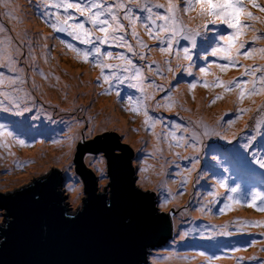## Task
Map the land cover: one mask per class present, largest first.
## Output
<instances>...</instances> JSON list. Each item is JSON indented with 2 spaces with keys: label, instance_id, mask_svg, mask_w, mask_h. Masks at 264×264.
I'll return each instance as SVG.
<instances>
[{
  "label": "rangeland",
  "instance_id": "obj_1",
  "mask_svg": "<svg viewBox=\"0 0 264 264\" xmlns=\"http://www.w3.org/2000/svg\"><path fill=\"white\" fill-rule=\"evenodd\" d=\"M14 2V4L18 3V0H11ZM33 0H19L18 7L16 9V16L14 25L16 26L17 30L20 33L21 36H25L23 41H21V45L18 47H11L7 50V52L4 53L5 58L2 60L0 59V75L3 76L5 81H8L10 78H18L19 82L14 86H22L25 87L23 89V92L20 93L21 96L24 95V93H27L28 96H31L33 101L35 102V98L38 100H45L48 103H45L44 105L36 104L35 106L37 108H40L42 111L40 112H32V111H26V115H23L24 120L23 124H20L18 122H14L11 120H1L0 125H4L5 129H3L6 132V129L8 131L18 130L19 132L13 133L14 135V141L16 142L18 140L19 136H22L23 138H26L25 145H17L14 147V149H17L20 151L21 149H30V145L33 142L31 137L27 136V132H33L37 134L38 130L43 131L44 135L41 137V139L45 140V145L47 146V153L48 157L52 156L53 160L61 161L63 163H66L64 165V171L70 174H73V165L72 162H69L72 158H75V151L78 150L79 144L76 145L77 141L81 138L79 137V132L84 129L82 126L85 122H88L90 124V127H95L96 130L102 127H108L111 125H114V127L117 130V133L113 132L112 130L106 131V134L108 136V140L112 142L113 144H116V142L121 143L124 142L125 139H128L131 144L134 145L133 149H138L139 151H142V147L137 144L139 140L143 139H137L140 133H143L145 135L144 140L146 141L147 145H144V147H149L148 140L150 136L148 135L151 132L150 127H146L149 125H146L144 123V120L140 121V117H145L143 114V110L140 114V111L138 113H133L131 111V108L136 107V101L137 99L133 94H129L128 91H123L122 88L125 86L126 83L120 85L119 88L115 86V92L112 94H104L103 88L99 87L97 85V77L100 75V69L97 67L94 71L89 72L88 69L82 70V68L77 69V73L75 76L77 78H80L82 81L79 84V82H76V80L73 78V82H71V85L73 88H65L64 84H62L63 81L72 78L70 76L65 77L62 79V72L59 69L60 62L56 61L57 57L64 58L66 60H74L78 56L76 53H74L72 50L66 47V51L63 49H60V43L59 39H57L56 33L53 31V28L51 27V24L55 22V14H61V11L63 8L57 9L55 7H52L51 5H45L43 0H37L36 4L33 5ZM79 1V0H76ZM96 2L100 3L101 6H112L115 7L118 3H125L128 7L132 9V5L130 0H111V3L109 0H96ZM141 4L143 3H149L151 6L154 3H161L166 4V0H140ZM178 4L183 3V0H176ZM85 4H88V0H84ZM239 3L242 4L244 7L245 5H248L247 11L251 12L255 17L260 18L257 20H251L247 17H242V27L244 28V31L242 32L241 36L239 37V40H242L241 37L244 36L245 40L244 43L251 44V46L256 47L257 49H264V38H258L253 40L254 36L257 35L258 26L260 27V24H263L264 20V13L260 12L257 7H253L251 4L248 3V0H239ZM257 4L260 7H264V0H257ZM33 5V6H31ZM0 5V9H1ZM117 13L120 16L121 21L126 26V31L124 33H121L122 35H125L128 42H130L133 47L136 49L138 53L147 52V59L142 60L139 58V55H133L132 53L127 51V48L125 47H119L114 46L112 44H106L104 46H101L104 50L110 51L115 56L118 53H122L128 58L132 59L134 64H142L145 66V70H148L147 65L149 63L155 62L158 63L160 59L154 54L155 52L159 51V46H156L157 42L154 40H150L148 35L145 34L144 38L146 42H153L154 46H149L148 49L139 48L136 45L135 39H133L131 35L132 28L128 25V21L123 20V11L122 10H116ZM133 11V9H132ZM155 11V10H154ZM157 13H165V9H157L155 11ZM73 17L72 22H83L85 23L86 27L91 28L92 25L89 24L85 17H80L79 13H77L74 9H70L69 13ZM133 19H137V13H131ZM180 14L183 15L181 17L183 24L189 28V29H198L201 31V33H204L202 35H199L196 37V47L192 48L189 42H187V45L190 49V55L192 56V64L194 67L198 69L200 67L206 68V73L204 75H212L209 72V67H211V63L214 60L213 57L209 56L208 53L211 51V47L214 46L215 42L218 41L220 34L223 35H230L232 34L230 29H227L226 25L221 26L218 25L217 27H214V25H208V30L205 33L204 28L200 27L202 24L199 23L201 17L197 15V12L192 9L188 13H184L182 10ZM146 12L144 13L143 17H140L142 22L144 21V18L146 16ZM191 16L189 23L186 22V19ZM9 24H11V20L9 19L8 15L4 16V19L0 16V33L4 32V28H8ZM5 26V27H4ZM259 33H264V30H262ZM96 35H99L98 32L95 33ZM2 35H0V38ZM66 43L69 42L74 45V47L79 48L81 50H87L90 46L89 45H82L79 41H74L70 36H66L65 38ZM144 41V42H145ZM145 42V43H146ZM204 44V45H203ZM8 45V43H7ZM7 45L4 47V49L7 47ZM33 45V48L36 50V54L39 58V61L32 60V63L26 65L23 63V61L27 58V54L31 50V46ZM223 45V42H220V46ZM46 46V47H45ZM180 47V51L182 52L183 47ZM208 47V49H205V47ZM3 49V50H4ZM11 50V55L13 57L14 62L18 65L17 70V76H12L10 74H4V63L9 62L8 55L9 51ZM173 50H176V46L173 48ZM195 52H198L199 56H194ZM55 56V57H54ZM173 58V55H172ZM219 60L214 62V66L216 64H223L227 63L226 61L222 60L220 57H218ZM200 59V60H198ZM108 61L117 62L119 60L117 59H109ZM254 67V66H252ZM153 68H155V64H153ZM217 68V67H216ZM52 69L58 71L59 73L53 71ZM94 69V68H93ZM218 69V75L222 78L226 72H221L219 68ZM83 71V72H82ZM107 71V70H106ZM161 74L163 71H160ZM84 73H89L90 75H86ZM151 73V77H154L153 72ZM200 73V72H199ZM202 75V76H204ZM213 76V75H212ZM58 79H62L58 85V88H55L54 86H51V81H54L57 83ZM246 81L247 76L242 75V73L235 74L230 81ZM223 80L217 79L216 82H220ZM228 81V82H230ZM91 82H94L93 84H90ZM170 82L165 83V88L161 91L157 92L155 94L156 99L155 101L158 103L155 108L157 110H160L164 115L168 114V110L171 109L170 103L167 102L164 105H161L160 102L167 97V89L171 88ZM201 84L204 85V82ZM56 85V84H55ZM260 86V85H259ZM4 89L9 88L8 83H5L2 86ZM70 87V85H68ZM106 87V85H104ZM209 91H215L218 89L212 83L209 87H206ZM73 93L74 100L69 101L70 94ZM191 87L188 89L187 96L191 97ZM120 93V96L124 97L123 100H119V104L121 107L119 108H112V103H115L118 100V97L116 95V92ZM239 91V90H238ZM247 91V90H246ZM223 95V92H222ZM254 95H258L254 94ZM33 96V97H32ZM224 96V95H223ZM246 96V95H245ZM132 98V103H129L128 98ZM217 96H214L213 98L211 96H205L203 98V103L207 105L208 108H213L217 102L221 101L222 99H216L215 103H212L213 99ZM108 99V100H106ZM233 101H231L232 103ZM8 104L7 101H5V105H0V113L4 112L5 110L1 106H6ZM77 105H79L77 107ZM174 106V105H173ZM172 106V107H173ZM241 106V99H238L237 104H234L229 107H225L222 111L219 113H216L214 119L218 122L221 121V118L223 117V122L230 125H235L238 120H240L241 117L244 116L245 111L240 109ZM261 106L262 111L264 114V97L261 100ZM77 107L73 110L65 108H72ZM34 109L35 110H37ZM142 108V107H141ZM23 107L19 109V112H22ZM11 114L17 115V110L11 111ZM256 114V107L246 115V125L248 126L245 130H239L238 132H235V136H233L231 139L224 141L225 146L220 147V152L216 153L215 150L212 149L214 147L215 141H217V138H214V134H210L207 136H211L212 138H208L206 141L212 142L209 147L205 146H199L196 145L198 150L197 151V168H194V175L193 177L189 179L190 182H188L183 187H179L177 191L179 194L175 195H166L165 191L167 189L165 188V181L170 180L173 182L174 174L172 172H169L167 170L161 179V182H156V179L154 178L155 183L161 187L162 195L156 196V205L158 206V203H167L168 207H174L175 214L179 213L182 218H185L183 216L185 211L191 210L194 206L198 204V195L195 194L199 188H203L205 191V194L202 195V198L205 199L204 204H210L209 210L212 211L210 220L214 221L217 225V228L214 229V226H212L213 231L211 234L214 235L213 240L207 241L204 240L203 235H199V245L195 244L193 242H190L193 244L192 248L190 250H187L185 248H182L179 240L180 236V230L181 228L178 227V229L174 230L173 228V219H170L172 222V229L173 232L171 234V237L167 243L166 248H154L149 258V263L147 264H158V258L161 257H167L169 255L176 256V260L180 262H187L188 259L191 258V261L193 264L195 262H201V263H213L217 262L219 260V264L221 260H229L230 264H264V248L261 245V239L262 234L264 232V229L258 228L257 230L254 229L255 226H257L252 220L245 221L246 223L237 225V223H240L239 218H235V216L231 215V208L236 207L238 210L242 211H251L252 214L256 215H263L264 210H257L256 207H248L246 206V203H250L252 201L251 195L248 196L247 202H241L236 203L234 201H230L227 199V196L225 193L221 195L218 198H211L209 196L210 194V184H212V187L218 186V182L220 180H224L226 182L227 187L222 189L224 191H228V188L234 187L239 185L241 194L244 193H250V192H260L262 195H264V189L261 186H259V179L258 175H255L254 173L258 171L257 168H254L253 166V160H252V153L253 152H259L260 150L264 149V146H260V142H262V139L256 138V140L253 142L254 147L251 149V151H243L242 156L244 157L245 165H242L240 163V160L237 158L239 154L238 147L243 148V145L246 143L247 138H251L252 136H255L257 132L251 133L249 123L253 121V118ZM84 115V121L78 122V124L75 126V121L78 116ZM34 116V117H33ZM132 116L131 122L125 121V117ZM171 116L169 119L174 122L175 114L171 113ZM34 119L32 121L31 119ZM40 118H45L42 120H39ZM102 118V125L98 124V121ZM168 119V117H166ZM229 121L231 123H229ZM48 126V127H44ZM205 126L210 129L216 131L212 126L209 125H201L200 131H204ZM33 127V128H31ZM89 128V127H88ZM21 129H24L21 130ZM56 129V132L54 134L48 133L50 130ZM74 129V130H73ZM90 130H93V128H89ZM192 129V128H191ZM189 129V130H191ZM21 130V131H20ZM102 130V129H101ZM116 131V130H115ZM24 132V133H23ZM65 132L64 134H62ZM99 131H95L94 134H98ZM122 132L125 135V139L119 137L122 135ZM217 132V131H216ZM48 133V134H47ZM62 134V136H61ZM45 136V137H44ZM92 139V138H91ZM201 139V138H199ZM105 140V139H102ZM154 142V148L151 150L155 151L156 153H163L160 149L157 148L156 141L152 140V143ZM142 142H140L141 144ZM82 144H87L89 146H95L97 145L92 140H86L81 141ZM175 142L172 141L171 145H174ZM57 147L59 149H57ZM126 148V147H124ZM53 149H56L59 153V155H56L53 151ZM132 149V148H131ZM4 149L0 146V159H2L1 154L3 153ZM114 151L119 152L120 150L114 149ZM142 153H145L142 151ZM16 152H13L12 159L16 161ZM222 156V157H221ZM89 157H95V156H88L85 157V159ZM97 158V157H95ZM144 158H149L148 155H146ZM136 158H131L132 167L134 166V160ZM24 161L26 160L23 159ZM4 161V160H3ZM68 162V163H67ZM3 165H0V187L2 188H10L19 186L23 183H26L37 176L41 175L45 171L49 170L44 168L37 174L33 175L31 178L23 180L18 182L17 184H14V181L8 180L9 178L13 177V173L17 172L19 174L23 173V171L19 169H9L8 168H2L7 167L6 162H1ZM13 163L10 162V165ZM250 166V167H249ZM253 166V168L251 167ZM249 167V168H248ZM103 168V167H102ZM185 168V167H184ZM134 176H135V185L139 187L141 190L143 189V183L146 181H151V179L154 177V174L156 173L157 169L152 168L150 169L149 166L144 164L143 162H139L137 167L133 170ZM201 173V178L206 181L205 185L206 187H202V185L198 182H195V176ZM145 176V177H144ZM110 183L109 179L104 181L100 187L102 189L105 188ZM78 190L82 192V187L80 185L77 186ZM109 191L108 188L107 193L109 197ZM144 191V190H143ZM184 198V199H183ZM181 201H180V200ZM183 199V200H182ZM82 199H78V202H75L76 204L80 203ZM174 201H176L174 203ZM227 205V207H225ZM241 206L238 208V206ZM256 205L259 206V208L264 209V203H261V200L259 197H256ZM162 210L160 214H164L167 211V208H162V206H159ZM224 209L223 212L220 211V209ZM5 211V210H4ZM181 212V213H180ZM4 216V214H3ZM229 218V224L224 225L221 223V221H228ZM248 222H252L251 224ZM229 232L230 235H221V232ZM207 244V245H206ZM239 249V250H237ZM150 250L149 248L147 249ZM252 250V251H251ZM151 251V250H150ZM213 257L211 261H209V257ZM187 258V260L185 259ZM215 257H220L219 259H216ZM171 261V260H170ZM169 261V262H170ZM140 262H138L139 264ZM176 264V262H173ZM169 264V263H168Z\"/></svg>",
  "mask_w": 264,
  "mask_h": 264
},
{
  "label": "bare ground",
  "instance_id": "obj_2",
  "mask_svg": "<svg viewBox=\"0 0 264 264\" xmlns=\"http://www.w3.org/2000/svg\"><path fill=\"white\" fill-rule=\"evenodd\" d=\"M18 3H19V0H18ZM18 3L14 4V2L11 1L10 6H8V7L3 6L2 10H1V17L3 15H8V17L12 23V24H10L9 29L4 28V32L0 33V35H2V37L0 38V59L1 60L3 58H5L3 51L6 53L9 48H11V47L15 48V47L20 46L21 41H23L24 38H26L25 36L20 37L17 28L13 25L14 18L16 15L15 12H16V8L18 6ZM247 8H248V6H247ZM132 9H133L132 13H137L136 18H139V22L136 25V31L139 34V38L142 39L143 41H145L144 35L146 33H145L144 28L142 26H140V22H142L140 17L144 16L145 11H143L142 8L135 7L134 5H132ZM154 10L157 11V9H154ZM180 17H183V15L180 14ZM191 18L192 17L189 16V18L186 19V22L189 23ZM199 23L200 24L204 23L202 18L200 19ZM217 26L218 25H214V27H217ZM262 27H264V22H263V24H260V28H262ZM203 31H205V30H203ZM231 31H232V33L234 32V30H231ZM216 39H218V38H216ZM241 39L242 40H240V41L244 42L245 37L242 36ZM187 42L188 41H185L183 39H179L178 43L175 45L176 50H172L171 54H167V53L161 54L160 51L154 53L160 59V61L158 63H155V68H153V69L155 70L158 66L159 71H163L162 74H161V72L159 75H155L153 73L154 77H151V73L148 70H145L144 65L136 64L144 72V75L147 79V82L152 85L151 87H146V93L148 95L155 96V94L157 92H159L165 88L164 87L165 83H167V82L172 83L170 89H169V87L168 88L166 87V89L168 91L166 99H164L160 102L161 105H164L167 102L170 103L171 109L168 110L167 115H164L160 110H157L155 108V106L158 105V103L155 101L156 96H155L154 100L142 101V103L147 104L148 113L156 121L154 127L146 126V127L151 128V132L148 134L150 136V138L148 140V144H149V146H151V148H149V147L145 148L144 147V145H147V144H146V141L144 140L145 135L143 133H140L139 136L137 137V139H143V140H139V142H137V144L143 148L142 151L149 153L148 154L149 158L143 159L142 162L144 164L148 165L151 169L152 168L157 169L154 176H155V179L158 183L161 182L162 176L167 170H169V172L174 171L173 172V174H174L173 180L174 181L173 182H171L170 180L165 181V188L167 189V191H165V194L168 196L173 195L172 193L177 195V193H178L177 189L179 187H183L188 182H190L189 181L190 177L191 176L193 177V175H194V168L198 167L197 163L194 166V161H197V159L199 157V156H197V154H198L197 151H199L197 146H196L195 150H193L191 147H187V148L182 147V146L177 147V146H175V144L171 145L172 140L170 137L168 140L164 139V135L172 130V125L175 124V125L181 126L182 128L186 127L188 129L196 128L197 125H199V128L201 125L212 126L217 132L221 133V136H217V135L213 136L214 138H217L218 140L213 142L214 147H212V149L215 150L216 153H218V152H220V147L225 146L224 141L229 140L233 136H235V132H238L239 130L247 129L248 126L246 125V122H247L246 115H247L248 111L250 113L256 107V114L253 118V121H251L249 123L250 130H251L250 134L257 132V134L255 136L258 139H262V142H260V146L261 147L264 146V114H263L262 106H261V100L264 97V93H258V95L256 96L254 94L248 95L247 91H246V96H244V98L241 99L239 97V91L234 89V88L232 91H227L225 88H220V87H218V89H216L215 91H209L206 88V87H209L212 83L216 82L217 79L223 80V82L227 85L228 81H230L231 78L235 74L243 73L244 69L246 67L264 65V58H262L261 53L259 52V49H257L254 46H251L248 49L249 52L252 51V48L257 49V51L255 53H252V55L247 59L244 58L242 55L239 56L237 62L242 67L230 68L228 70V72H226V74L221 78L218 75V72H219L218 69L213 65L215 61L219 60L218 57H213L214 60L211 63V67H209V72L213 76L212 75L202 76L198 72V69L196 67H194V65L192 64V60L189 62V61H185L183 59L178 60L176 58L177 49L180 50V47L186 46ZM7 43H8V45H7ZM146 44H148L149 46L155 45L153 42H146ZM6 45H7V47L4 49V47ZM30 46H31V50L27 54V58L23 61V63L26 65L32 63V60H35L37 62L39 61V58L36 54V50L33 48V45H30ZM156 46H158V45L156 44ZM160 46H166V44L160 45ZM221 46H223V45H221ZM205 49H208V47L206 46ZM172 55H173V58H172ZM180 55H181V57L183 55V53L181 51H180ZM194 56H199L198 52H195ZM169 59L171 60V67H172L173 71H168L169 65L165 63V61H168ZM198 60H200V59H198ZM56 61L60 62L59 69L63 74L62 79H64L65 77H68V76L72 77V78H69V79L62 82V84L65 85L64 86L65 88H73V86L71 85V82H73V78L76 80V82H79V84L81 83L82 80L75 76V74L77 73V69L82 68L83 71L88 69L89 72H91V71H94L95 68H97L94 66L93 63L84 62L82 59L81 60H76V59L66 60L64 58L57 57ZM13 63L15 65L16 71L12 70ZM107 63L119 64L120 62L119 61H117V62L107 61ZM178 64L183 65L185 67L190 66L192 69V75H189L187 72L177 69ZM18 68L19 67L16 64V62L9 61V62L4 63L3 73L4 74L5 73L10 74L12 76H17ZM52 70L59 73L58 71H56L54 69H52ZM84 74L90 75L89 73H84ZM259 75L260 74L258 73L257 74V81H258ZM62 79H58L57 83H55L54 81H51L50 85L54 86L55 88H58V85ZM250 79H252V78L247 76L246 81H248ZM205 81L208 82V86H204L203 84H201L202 82H205ZM7 82L8 81H5V83H7ZM93 83L94 82H91L90 84H93ZM125 83L126 84H125V86H123L122 90L128 91L129 94L130 93L133 94L137 100H140L141 93L138 92L137 89L129 87L128 86L129 82H125ZM68 85H70V87H68ZM192 85H195V87H192ZM12 87H16V88H20V89L25 88L22 86H12ZM116 87L119 88L120 85H116ZM190 87L192 90H191V97L189 98L187 96V93H188V89ZM251 87H252V85L249 84V89H251ZM257 87H259V83H257ZM5 90L7 91L10 89L7 88ZM222 92H223L224 96L222 95ZM73 93H74V91L70 94L69 101L74 100ZM205 96H211L212 98L214 96H221L222 100L217 102L213 108H208L207 105L203 103V98ZM239 98L241 99L240 109L245 111L244 116L241 117L240 120H238L236 122V124L233 126L223 122V126L221 127L220 126L221 121L217 122L214 119L216 113H219L225 107H229V106H232L234 104H237ZM21 100H22V104H26V106L28 108L32 109L31 111L34 112V114H35V112L42 111L40 108H37L35 106L36 104L44 105L45 103H48L45 100H38L36 98H35V102H34L33 99L31 98V96H28L27 100H24L23 96H21ZM106 100H108V99H106ZM231 101H233V102L231 103ZM3 105H5V102ZM1 107H3L4 110L5 109H7V110L0 113V121L1 120H11V121L23 124V120H24L23 115H26V111H23V109H22V112H21L22 114L13 115V114H11V111L17 110L14 106L7 104L6 106H1ZM36 108H37V110L34 111V109H36ZM142 110L144 112V109L140 108V114H141ZM171 113L175 114V118H177V119H174V122H172L169 119L170 117H172ZM166 117H168V119H166ZM131 118H132V116L125 117V121L129 120V122H131ZM141 118H142V120L145 119V117H140V121H141ZM42 119H45V118H40L39 120H42ZM31 120L34 121L33 118ZM44 127H48V126H44ZM31 128H33V127H31ZM21 130L24 131V129H21ZM97 130H99V129H97ZM97 130L95 129L94 131H97ZM6 132H9V131L6 129ZM10 132H12V133L15 132V134H16V132H19V131L13 130ZM55 132H56V129L55 130L52 129L48 133L54 134ZM201 132H203V131H201ZM25 134H27V136L31 137L29 139H31L33 142L30 145V149H21L20 151H18L17 149H14V147L17 145L20 146L21 144L19 143V140L23 139L25 141V140H27L26 138L19 136L18 140L15 142L14 136H12V137H7V136L0 137V146L4 149L3 153L1 154V157L4 161L0 159V165H3L1 162H6V165H7V167H2V168H8V170L9 169H11V170L19 169V170L23 171V173H21V174L14 172L13 177L8 179L11 181L15 180L14 184H17L20 181L31 178L33 175L37 174L38 172H40L44 168L49 169L51 167V164L49 163V159L46 157L47 148H46V145L44 143L45 140L41 139V137L44 135V132L38 130L37 134H35L33 132H27ZM181 134L186 135L185 133H181ZM200 138L201 139H199L197 141L196 145L205 146V147H209L211 145L212 142L206 141L208 138H212L211 136L203 135ZM249 139L250 138H247V140H249ZM152 140L156 141L157 148L163 152L162 154L156 153L155 151L151 150L152 148H154L153 147L154 142L152 143ZM94 141L97 145H100V146H102L101 143H104V145H105V143H106V145H109L110 143H112L110 141H109L110 143H107L108 141L102 140V139H96V140L94 139ZM140 142H142V143L140 144ZM84 145L85 144H82V146H84ZM103 148L105 151L100 150L97 154L87 153L85 156H95V157L99 158L100 160H103L106 157H110V155H112V154L113 155L122 154V156L120 157L119 160L123 162V156L124 155H123V152L121 150L119 152H116V151H114V149L111 150L110 146H103ZM238 150H239V154H238L237 158L240 160V163L242 165H245L244 157L242 156L244 149L241 147H238ZM13 152H16V155H17L16 161L14 159H12ZM25 158H26V160L24 161L23 159H25ZM12 161H13V163L10 165V162H12ZM252 163H253L254 168L258 169V171L255 172L254 174L255 175L259 174L258 178H257V179H259V186L264 185V169H260L258 167V165H256L254 162H252ZM61 165H62V167H64L65 163L61 162ZM253 166H251V167L253 168ZM182 181H186V183H182ZM195 182L200 183L202 185V187H206L205 185H207L206 181L201 178V173L195 176ZM261 187L264 189V186H261ZM209 189H210V193L215 192L217 194L216 197H213L211 194H209V196L211 198H218L221 195H223L224 193H227V191L220 189L218 186L212 187V184H210V187L208 188V190ZM76 190L77 189H75V193H76ZM99 190H100L99 186H97V193H99ZM168 190L171 191L172 193L169 192ZM195 194L198 195V198H197L198 204L196 206H194L191 210L184 212L183 216H185V218H182L180 215H178L179 213L175 214V216L173 218L174 230L178 229V227L181 228L180 236H179V240H180L181 244L187 243L186 245H181V247L185 248L187 250H190L193 246V244H191L190 242H193V243L199 245V235L200 234L203 235V238L205 241H207V243L209 240H213L214 235L211 234V232L213 231L212 226H214V229L217 228V225L215 222L216 218L214 221L210 220V218H211L210 214L212 213L213 209H212V211L209 210L210 204H204L205 199L202 198V195L205 194L204 189L199 188ZM175 202L176 201H174V203ZM237 206H238V208L241 207L239 205H237ZM231 215L235 216V218L240 219V223H237V225L246 223L245 221L252 220L257 225L254 227L255 230H257L258 228L264 229V214L263 215H256V214H252L251 211H245V210L242 211V210H238L236 207H232L231 208ZM221 223L224 225H228L229 224V218H228V221L227 220H225L224 222L221 221ZM261 245L264 248V232L262 234ZM185 259L187 260L186 257H185ZM172 260H175L176 264H193V262L191 261V258L188 259L187 262L183 263V262L177 261L176 256H174V255H169L167 257H161L160 256L158 258V261H159L158 264H168V263L171 264ZM220 263L221 264H230V261L229 260H221ZM195 264H213V263L195 262ZM215 264H219V260L217 262H215Z\"/></svg>",
  "mask_w": 264,
  "mask_h": 264
},
{
  "label": "snow or ice",
  "instance_id": "obj_3",
  "mask_svg": "<svg viewBox=\"0 0 264 264\" xmlns=\"http://www.w3.org/2000/svg\"><path fill=\"white\" fill-rule=\"evenodd\" d=\"M111 3V0H109ZM131 4L135 7L142 8L146 12V16L143 22H140L145 30V33L148 35L150 40L157 42L159 46V51L161 54H171L173 48L178 43L179 39L188 41L192 48L196 47V37L202 35L198 29H189L184 24L180 17L181 10L184 13H188L190 10L194 9L197 12V15L201 17L204 23L200 26L203 27L205 33L208 30V25H226L227 29L234 30L230 35L220 34L218 41L215 42L214 46L211 47V51L208 53L211 57H220L222 60L227 63L216 64L215 67L219 68L221 72L227 71L230 68H239L242 67L238 64V57L243 56L244 58H249L252 53H255L257 49L252 48V51L249 52L251 44H245L239 40L244 28L242 27V17H247L251 20H257L260 18L255 17L251 12L247 11L246 8L239 3V0H183V3L178 4L176 0H166V4L154 3L151 6L149 3L141 4L140 0H130ZM248 3L253 7H257L258 10L264 13V7H260L257 4V0H248ZM11 0H0V5L5 7L10 6ZM52 7L57 9L63 8L65 15L61 16L60 14H55V22L51 24V27L55 32L66 33L74 41H79L82 45H89L90 47L87 50H81L74 47L73 44H67V47L77 54L84 62L93 63L95 67L100 69V75L97 77V85L103 88L104 94H110L114 86L122 85L125 82H129L128 86L134 89H137L141 93L140 100L136 101V107L131 108L133 113H138L140 108L144 109L145 120L144 123L150 127H154L156 121L150 116L147 111V104L142 103L146 100H154L155 96L148 95L146 93V87H151L152 85L147 82V79L144 75V72L140 67L134 64L133 60L128 58L122 53H118L115 56L112 52L104 50L101 46L106 44H112L114 46L125 47L127 51L133 55H139V58L142 60L147 59V52L138 53L133 45L127 41L124 33L126 31V26L121 21L118 10L123 11V20L128 21V25L131 26L132 31L131 35L136 41V45L139 48L148 49L149 45L146 44L142 39L139 38V34L136 31V25L139 22V18H132V9L128 7L125 3L121 2L112 6H101L100 3L96 0H88V4L84 3V0H79V2H71V0H54L51 4ZM70 9H74L79 13L80 17H85L87 22L92 25L91 28L86 27L83 22H72L73 17L69 13ZM154 9H165V13H157ZM98 32L99 35L95 33ZM258 38H264V33H257L254 36L253 40ZM220 42H223V46H220ZM166 46H160L165 45ZM46 47V46H45ZM262 58H264V49H259ZM182 57L180 55V50L176 51V58L183 59L185 61H191L192 56L190 55V48L183 47ZM8 60L12 61L13 57L11 55V50L9 51ZM109 59H117L121 61L119 64L107 63ZM169 65L168 71H173L171 67V60L165 61ZM153 64L155 62L149 63L147 65L148 71L153 72L155 75H159V67L154 70ZM177 69L187 72L189 75H192L191 67H185L183 65H177ZM13 71H16L15 65L13 63ZM107 70V71H106ZM199 72L201 75L206 73L205 67H200ZM259 87H257V74ZM244 76L251 77L252 79L248 81H230L227 85L220 81L214 82L216 87L225 88L227 91H232L233 88L239 90V97L241 99L246 95V90L248 95L264 93V65L246 67L242 73ZM19 82L18 78H10L8 80V85L10 90H5L2 86L5 84V80L2 75H0V105H3L5 101L9 105L14 106L17 109V114H22L19 112V109L23 107V111H31L32 109L28 108L26 104H22L20 93L23 92V89L12 87ZM249 84L252 85L249 89ZM107 85V87H104ZM204 86H208V82H204ZM195 87V85H192ZM117 97H120V93L116 92ZM23 99L27 100L28 95L24 93ZM216 99H222L221 96H217L213 99L212 103L216 102ZM129 103H132V98H128ZM7 110V109H5ZM151 122V123H150ZM229 123H231L229 121ZM220 126H223V117L221 118ZM4 125H0V137H12L14 134L12 132H5L3 129ZM106 130H100L96 139H106ZM185 133L186 135H182ZM214 134L221 136L220 132L208 129L206 126L204 131L199 130V125L196 128L189 130L188 128H182L179 125H172V130L164 135V139L168 140L169 137L172 141L175 142L177 147H191L193 150L196 149V143L199 138L203 135ZM256 136H252L249 140H246V143L243 145L245 151H251L254 147V141ZM21 145H25L23 139L19 140ZM113 147L119 148V144H114ZM116 160H119V156L113 157ZM253 162L258 165L260 169H264V149L259 152L252 153ZM198 161H194V166ZM105 169L97 168L99 172V179H109L108 172ZM186 183V181H182ZM112 187V184L109 183L104 188V193H107L108 188ZM218 187L224 189L227 187L224 180L218 182ZM72 189H69L71 191ZM179 194V192L177 193ZM213 197H216L215 192L210 193ZM227 199L234 201L236 203L247 202L248 196L251 195L252 201L246 203L248 207H256L257 210H264L259 208L256 205V197H259L261 203H264V195L260 192H250L241 194L240 186H234L228 188L227 193H225ZM102 206L107 210H112L116 206L117 197L115 192L111 194V199L105 200L104 195L102 194L99 197ZM227 207V205H225ZM221 212L224 209H220ZM7 219V217H5ZM252 223V222H248ZM221 235H230L229 232H221ZM239 250V249H237ZM219 259L220 257H215ZM209 261L213 257L208 258Z\"/></svg>",
  "mask_w": 264,
  "mask_h": 264
},
{
  "label": "water",
  "instance_id": "obj_4",
  "mask_svg": "<svg viewBox=\"0 0 264 264\" xmlns=\"http://www.w3.org/2000/svg\"><path fill=\"white\" fill-rule=\"evenodd\" d=\"M101 144L80 145L75 154V171L87 194L78 204L70 197L67 177L61 178L64 168L56 165L19 186L0 187V204L7 211V219L0 218V264H138L148 248H166L173 230L165 213L155 211L152 194L135 187L130 147L119 144L123 162L113 158L122 154L106 157L110 196L97 193L98 178L85 167L83 153L117 149ZM113 192L116 206L107 210L99 197L111 199Z\"/></svg>",
  "mask_w": 264,
  "mask_h": 264
},
{
  "label": "clouds",
  "instance_id": "obj_5",
  "mask_svg": "<svg viewBox=\"0 0 264 264\" xmlns=\"http://www.w3.org/2000/svg\"><path fill=\"white\" fill-rule=\"evenodd\" d=\"M247 6L248 5H245V8H246V10H247ZM262 30H264V27H262V28H260L259 26H258V31H257V33H259V32H261ZM231 31V30H230ZM232 32V31H231ZM216 39V38H215ZM242 42V41H241ZM63 46H65V47H67V44H63ZM68 48V47H67ZM76 60H81V58L80 57H77L76 58ZM120 63H121V61H119ZM228 72V71H227ZM257 83H259L258 81H257ZM100 120H101V118H100ZM99 120V121H100ZM98 121V124L99 125H101L100 124V122ZM78 122H81V120L79 119L78 120ZM78 122H75V126L78 124ZM86 127H89V128H93V130H91V131H94L96 128L95 127H90V124H88ZM88 128V129H89ZM104 127H102V128H99V130H97V131H100L101 129H103ZM74 130V129H73ZM65 132H63L62 134H64ZM62 134H61V136H62ZM87 135V133L85 132V128L82 130V131H80L79 132V137H81L80 138V141L78 142L77 141V143H76V145L77 144H79V146L81 145V141H86L85 139H84V136H86ZM97 136V135H96ZM122 136V138H124L125 139V135H124V133L122 132V135H120L119 137H121ZM94 139H95V137H93L92 139H89V140H92V141H94ZM125 141L127 142V143H129V144H131L130 142H129V140L128 139H125ZM118 142H116V144H117ZM118 144H122V142L121 143H118ZM132 146H128V147H130V148H132V151H133V155H132V157H135L136 159L134 160V166L132 167V169L134 170L136 167H137V165H138V163L141 161H143V159H145L144 157L146 156V155H148L149 153H142V151L140 150H138V149H133V147H134V145L133 144H131ZM125 146H126V148H127V145L125 144ZM46 148H47V146H46ZM57 149H59L58 147H57ZM116 150V149H115ZM119 150V149H118ZM53 151H54V153L56 154V155H59V153H58V151L56 150V149H53ZM76 152L77 151H75V153H74V155L76 154ZM99 151H97V152H85V153H83V156H84V162H85V167H91L92 168V170L94 171V173H95V175L97 176V178H98V184H97V186H99V193H104V189H102L101 187H100V185L104 182V181H106L107 179H104V180H101V179H99V172H97V168H101V169H105V166H107V168H106V170H107V172H108V175H109V169H108V163H107V158H104L103 160H100L99 158H95V157H89V158H87V159H85V157H88V156H85L87 153H92V154H97ZM46 157L49 159V163L51 164V168L52 167H54L55 165L56 166H60V167H62V165H61V161H57V160H53L52 159V156L51 157H48V153L46 152ZM131 157V158H132ZM130 158V159H131ZM75 160H76V157L75 158H72L69 162H72V165H73V171H74V173L73 174H70V173H68L67 174V181H68V186H69V189H72L71 191H70V197H71V199L74 201V202H78V199H82V201L87 197V194H86V191H85V183H84V180L82 179V176L81 175H79L76 171H75V167H76V165H75ZM68 163V162H67ZM66 164V163H65ZM148 166V165H147ZM103 167V168H102ZM151 169V168H150ZM85 175H86V177L87 178H89V172H85ZM133 176H134V171H133ZM154 178H155V176L151 179V181H146V182H144L143 184V189H142V192L143 193H150V194H152V196H153V201H154V208H155V211L158 213V214H160V212L162 211L161 209H160V207L159 206H162V208H167V211H166V213H165V215L168 217V220H169V223H170V228L172 229V224H171V220L170 219H173L174 218V216H175V209H174V207H168V205H167V203H158V206L156 205V196H158V195H162V192H161V187L160 186H158L156 183H155V181H154ZM109 181H110V183H111V178L109 177ZM157 182V181H156ZM134 183H135V176H134ZM78 185H80L81 187H82V192H80L79 190H78V188H77V186ZM135 187L136 188H138V189H140L139 187H137L136 185H135ZM75 189H77L76 190V193H75ZM110 189V188H109ZM144 190V191H143ZM109 196H110V191H109ZM109 198V197H108ZM4 209V207H2L1 206V204H0V218H4L5 219V217H7V215H6V213H7V211ZM3 214H4V216H3ZM7 227V225H5V228ZM171 237V236H170ZM3 241H0V243H2ZM154 248H157V249H160L161 247H158V246H155V247H153V248H149L150 250L148 251H146V253H145V257H144V259H145V261L143 262V261H141L139 264H147V263H149L148 261H149V258H150V256H151V254L152 253H154V252H152L153 251V249ZM173 262H175V260H172V263L171 264H175V263H173Z\"/></svg>",
  "mask_w": 264,
  "mask_h": 264
},
{
  "label": "trees",
  "instance_id": "obj_6",
  "mask_svg": "<svg viewBox=\"0 0 264 264\" xmlns=\"http://www.w3.org/2000/svg\"><path fill=\"white\" fill-rule=\"evenodd\" d=\"M106 87H107V85H106ZM103 90V89H102ZM115 92V86H114V88H113V90L111 91V93L113 94ZM123 98L124 97H122V96H120L119 98H118V100L115 102V103H112V108H119V107H121V105L119 104V100H123ZM79 105H77V107H78ZM77 107H72V108H65V110H67V109H70V110H73V109H75V108H77ZM81 120V122H83L84 121V115L83 116H78L77 118H76V121L75 122H77L78 120ZM102 118H101V120L99 121L100 122V124L102 123ZM89 123L88 122H85L82 126L85 128V132L87 133V135L86 136H84V139L85 140H89V139H91V138H93V137H96V135H98V134H94L95 133V131H91L90 129H88V127H86L87 125H88ZM102 125V124H101ZM102 130H106V131H109V130H112L113 132H115V133H117V130L118 129H116L115 127H114V125H111V126H108V127H104ZM116 130V131H115ZM109 132H111V131H109ZM80 141V139L78 140V142ZM122 144H126L127 146H132L131 144H129V143H127L126 141H124V142H122ZM178 214V213H177Z\"/></svg>",
  "mask_w": 264,
  "mask_h": 264
}]
</instances>
